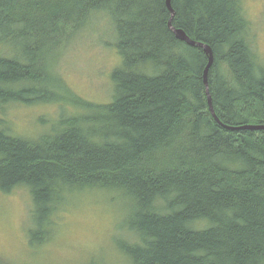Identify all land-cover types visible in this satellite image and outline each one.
I'll list each match as a JSON object with an SVG mask.
<instances>
[{"label":"trees","instance_id":"16d2710c","mask_svg":"<svg viewBox=\"0 0 264 264\" xmlns=\"http://www.w3.org/2000/svg\"><path fill=\"white\" fill-rule=\"evenodd\" d=\"M170 2L171 24L212 48L217 120L208 57L175 37L165 0H0V106L58 111L32 138L0 118V191L29 190L30 247L75 195L101 192L117 200L125 264H264V130L242 128L264 126V60L242 0ZM102 16L120 64L95 103L55 65Z\"/></svg>","mask_w":264,"mask_h":264},{"label":"rangeland","instance_id":"374dc122","mask_svg":"<svg viewBox=\"0 0 264 264\" xmlns=\"http://www.w3.org/2000/svg\"><path fill=\"white\" fill-rule=\"evenodd\" d=\"M242 5L249 22L250 46L264 60V0H242ZM97 21L100 23L94 27ZM95 22L63 48L55 72L81 97L106 103L113 89L110 73L120 60L115 47L110 46L115 37L104 23L105 17ZM11 104L0 106V118L6 120V127L14 135L36 137L58 117L55 105ZM108 195H75L55 214L52 240L32 248L28 244L32 206L29 190L0 191V220L4 219L0 221V260L9 264H125L114 241L120 234L117 200Z\"/></svg>","mask_w":264,"mask_h":264},{"label":"water","instance_id":"95a60500","mask_svg":"<svg viewBox=\"0 0 264 264\" xmlns=\"http://www.w3.org/2000/svg\"><path fill=\"white\" fill-rule=\"evenodd\" d=\"M170 0H165V4H166V7L168 8L169 12L171 13L170 14V17L168 19V27L170 29H172L174 31V33L176 34V36L180 39H183V40H186L188 43L190 44H193L192 41H190L188 38H186V36L184 35V33L180 30H175L173 29V25L171 24V17L173 15V9L171 7V4H170ZM202 47L204 53L207 55L208 57V62H207V65L205 66L204 68V71H203V80H204V84H205V89H206V94H208V88H207V79H206V76H207V71H208V68L209 66L211 65L212 63V52L210 50L209 47L207 46H202V45H199ZM208 108H209V111L211 112V114L215 117V119L217 118L215 115H214V111H213V108H212V105L209 101L208 103ZM217 120V119H216ZM242 128H245V129H250V130H260V129H264V126L262 125H246V126H243Z\"/></svg>","mask_w":264,"mask_h":264},{"label":"bare ground","instance_id":"6f19581e","mask_svg":"<svg viewBox=\"0 0 264 264\" xmlns=\"http://www.w3.org/2000/svg\"><path fill=\"white\" fill-rule=\"evenodd\" d=\"M252 5V4H251ZM247 7V6H246ZM261 9V8H260ZM231 11V10H230ZM171 14V13H170ZM241 14V13H240ZM260 24V23H259ZM173 27V29H175V30H180V31H182L183 33H184V35L186 36V38H188L190 41H192L193 42V44H190V43H188L186 40H183V39H180V38H178L177 36H176V34L174 33V31L172 30V29H170L173 33H174V35H175V37L177 38V39H179V40H181V41H184V42H186L188 45H191V46H199V45H202V46H207V47H209L210 48V50H211V52H212V48L208 45V44H206V43H201V42H197V41H195V40H193V39H191L187 34H186V32L183 30V29H181V28H177V27H174V26H172ZM250 27V26H249ZM254 28V27H253ZM252 30V29H251ZM247 32V31H246ZM247 39H248V37H247ZM262 43V42H261ZM199 47H201V46H199ZM202 48V47H201ZM252 49V48H251ZM253 50V49H252ZM256 53H257V51H256ZM259 56V55H258ZM122 60V59H121ZM228 65V64H227ZM226 70V69H225ZM191 73V72H190ZM194 74V73H193ZM206 79H207V76H206ZM114 94V93H113ZM207 101H208V103H209V101H210V103H212V99H211V96H210V94H209V92H208V94H207ZM111 99V98H110ZM112 101V100H111ZM212 105V104H211ZM260 108V107H259ZM258 110V109H257ZM248 112V111H247ZM257 112V111H256ZM188 115V114H187ZM214 117V116H213ZM254 120V119H253ZM251 125H253V124H251ZM188 127V126H187ZM146 128V127H145ZM262 130H264V129H262ZM178 144V143H177ZM4 201V200H3ZM0 217H2V216H0ZM2 220V219H1ZM0 220V221H1ZM4 220V219H3ZM2 220V221H3ZM12 221V220H11ZM2 224V223H1ZM12 225V224H11ZM10 225V226H11ZM5 226V225H4ZM3 255V254H2ZM125 256V255H124ZM123 264V263H122Z\"/></svg>","mask_w":264,"mask_h":264}]
</instances>
